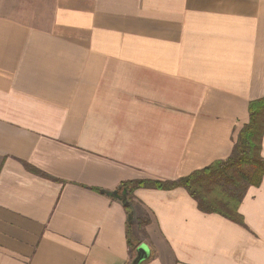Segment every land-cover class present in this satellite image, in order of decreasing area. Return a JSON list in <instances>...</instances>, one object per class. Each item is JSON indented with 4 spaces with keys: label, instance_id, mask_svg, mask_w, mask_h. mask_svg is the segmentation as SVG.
I'll use <instances>...</instances> for the list:
<instances>
[{
    "label": "crops",
    "instance_id": "0c3cea01",
    "mask_svg": "<svg viewBox=\"0 0 264 264\" xmlns=\"http://www.w3.org/2000/svg\"><path fill=\"white\" fill-rule=\"evenodd\" d=\"M263 96L264 0H0V264H264V175L243 225L137 188L127 232L118 194L227 158Z\"/></svg>",
    "mask_w": 264,
    "mask_h": 264
},
{
    "label": "trees",
    "instance_id": "16d2710c",
    "mask_svg": "<svg viewBox=\"0 0 264 264\" xmlns=\"http://www.w3.org/2000/svg\"><path fill=\"white\" fill-rule=\"evenodd\" d=\"M264 133V96L248 103L247 123L239 130L231 154L209 165L196 169L176 180L135 179L119 184L121 192L101 191V194L113 198L115 193L124 198V209L127 214V232L130 228V203L137 188L174 189L187 191L195 200L197 208L204 213H215L237 224L243 225L239 204L250 186H258L264 175V158L261 155ZM25 168L38 174L40 171L29 164ZM129 220V221H128Z\"/></svg>",
    "mask_w": 264,
    "mask_h": 264
},
{
    "label": "water",
    "instance_id": "95a60500",
    "mask_svg": "<svg viewBox=\"0 0 264 264\" xmlns=\"http://www.w3.org/2000/svg\"><path fill=\"white\" fill-rule=\"evenodd\" d=\"M150 249L146 243H140L134 252V256L130 261V264H141L143 261L150 257Z\"/></svg>",
    "mask_w": 264,
    "mask_h": 264
}]
</instances>
